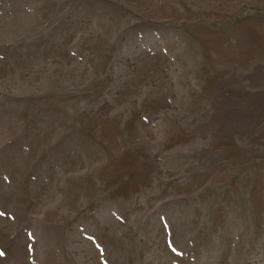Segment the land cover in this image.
<instances>
[{"label":"rangeland","instance_id":"obj_1","mask_svg":"<svg viewBox=\"0 0 264 264\" xmlns=\"http://www.w3.org/2000/svg\"><path fill=\"white\" fill-rule=\"evenodd\" d=\"M0 264H264V0H0Z\"/></svg>","mask_w":264,"mask_h":264},{"label":"snow or ice","instance_id":"obj_2","mask_svg":"<svg viewBox=\"0 0 264 264\" xmlns=\"http://www.w3.org/2000/svg\"><path fill=\"white\" fill-rule=\"evenodd\" d=\"M3 213H0V215H2ZM0 255H3V253H0Z\"/></svg>","mask_w":264,"mask_h":264}]
</instances>
